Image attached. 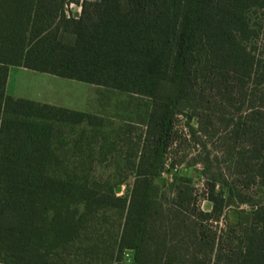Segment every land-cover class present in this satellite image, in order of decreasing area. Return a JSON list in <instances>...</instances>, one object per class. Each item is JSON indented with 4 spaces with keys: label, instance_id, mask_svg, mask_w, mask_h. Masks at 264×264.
I'll return each mask as SVG.
<instances>
[{
    "label": "trees",
    "instance_id": "trees-1",
    "mask_svg": "<svg viewBox=\"0 0 264 264\" xmlns=\"http://www.w3.org/2000/svg\"><path fill=\"white\" fill-rule=\"evenodd\" d=\"M11 67L129 97L119 127L8 95ZM180 116L209 211L168 159ZM97 148L128 157L129 194L91 175ZM106 210L114 264H264V0H0V264H79L64 253Z\"/></svg>",
    "mask_w": 264,
    "mask_h": 264
},
{
    "label": "rangeland",
    "instance_id": "rangeland-1",
    "mask_svg": "<svg viewBox=\"0 0 264 264\" xmlns=\"http://www.w3.org/2000/svg\"><path fill=\"white\" fill-rule=\"evenodd\" d=\"M73 1L83 3L87 0ZM67 9L68 14L72 16H78L81 13L80 6L74 3L70 4ZM7 94L15 98L104 116L115 124L114 129H117L121 123L116 115L121 112L120 109L124 108L123 105L128 104L130 100L125 95L109 92L102 87L16 67L10 70ZM135 102L133 101L132 104ZM131 125L137 139L142 128L134 124ZM193 125H195V122ZM176 131V142L168 155L169 162L174 161L177 163V168L173 170V173L177 170L179 174L192 179L196 205L205 211H209L212 205L206 198L204 180L201 175L203 167L201 164L192 166V161L201 153V148L189 136L187 121L184 116L179 117L176 123ZM125 150L124 154H126ZM97 152L94 157L96 163L91 175L100 181L108 179L114 182L126 180L117 194L118 196L129 194L134 184V176L125 169L126 161L129 160L128 157L120 156V153L117 152L114 157L107 156V152H101L98 148ZM85 162L89 163L90 160L89 162L85 160ZM117 163L121 166L119 170L116 168ZM88 169L92 168L88 166ZM163 179L166 182L164 187L167 189L168 185L173 182V177L169 173H165ZM232 211H235V209ZM233 214V212H230L231 219H233ZM123 224L124 219L117 210L101 212L95 220L87 224L74 248H70L64 253L65 258L67 260H77V262H80L79 264H114L111 254L114 253L113 258H117V243L122 234ZM131 255L130 252H125L123 262L129 263Z\"/></svg>",
    "mask_w": 264,
    "mask_h": 264
},
{
    "label": "crops",
    "instance_id": "crops-1",
    "mask_svg": "<svg viewBox=\"0 0 264 264\" xmlns=\"http://www.w3.org/2000/svg\"><path fill=\"white\" fill-rule=\"evenodd\" d=\"M11 68H14V67H11ZM11 68L9 69V74H8V80H9V77H10V70H11ZM16 68H19V67H16ZM22 69H24V68H22ZM28 70V69H27ZM7 86H8V81H7ZM6 92H7V87H6ZM54 106H56V105H54ZM57 107H59V106H57ZM64 108V107H63ZM68 109V108H67ZM80 112V111H79ZM88 113V112H87Z\"/></svg>",
    "mask_w": 264,
    "mask_h": 264
},
{
    "label": "water",
    "instance_id": "water-1",
    "mask_svg": "<svg viewBox=\"0 0 264 264\" xmlns=\"http://www.w3.org/2000/svg\"><path fill=\"white\" fill-rule=\"evenodd\" d=\"M120 190H121L120 187H118V188L116 189V192L119 193Z\"/></svg>",
    "mask_w": 264,
    "mask_h": 264
}]
</instances>
